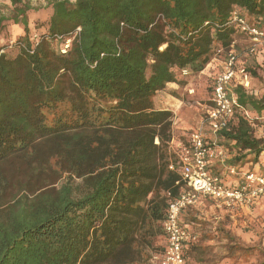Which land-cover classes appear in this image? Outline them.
Returning a JSON list of instances; mask_svg holds the SVG:
<instances>
[{
    "label": "trees",
    "instance_id": "16d2710c",
    "mask_svg": "<svg viewBox=\"0 0 264 264\" xmlns=\"http://www.w3.org/2000/svg\"><path fill=\"white\" fill-rule=\"evenodd\" d=\"M9 1L0 35L6 21L25 35L0 54V264L142 263L182 188L169 170L173 113L155 97L245 35L233 12L264 32V0H47L37 40L34 8ZM233 93L218 135L243 171L264 156L252 126L264 97Z\"/></svg>",
    "mask_w": 264,
    "mask_h": 264
},
{
    "label": "built area",
    "instance_id": "2783aa9c",
    "mask_svg": "<svg viewBox=\"0 0 264 264\" xmlns=\"http://www.w3.org/2000/svg\"><path fill=\"white\" fill-rule=\"evenodd\" d=\"M231 21L252 41H264V32L251 24L248 18L238 11L233 12ZM18 45L19 43L16 44ZM228 52L222 71L213 78L211 100L213 105L208 110L204 122L216 135L228 127L238 109L234 88L238 85L246 88L250 86V77L246 68L237 67L239 61L234 50ZM251 52H254V48ZM3 53L5 51L1 50L0 54ZM223 53L222 49H218L215 55L222 56ZM188 73V70L182 72L183 75ZM238 76H240L239 81H237ZM171 148L173 158L169 170L180 176L182 188L179 195L170 200L166 218L162 223L165 235L158 264H188L185 251L194 238L182 224V213L206 198L227 207L237 204L249 206L254 200L264 197V175L256 171H240L236 167L227 165V150L216 142H210L202 127L190 132L188 143L180 142L176 147ZM216 161L226 170L224 175L213 171L212 167ZM228 176L236 177L239 183L230 184L227 182Z\"/></svg>",
    "mask_w": 264,
    "mask_h": 264
},
{
    "label": "rangeland",
    "instance_id": "374dc122",
    "mask_svg": "<svg viewBox=\"0 0 264 264\" xmlns=\"http://www.w3.org/2000/svg\"><path fill=\"white\" fill-rule=\"evenodd\" d=\"M76 1V0H71ZM28 2L31 4V6L34 8V10H30L28 13L29 18V24H30V36L32 37V40H37L39 37L46 33V22L49 20L51 16V8H48V1L47 0H28ZM13 6L9 0H0V16H12L13 15ZM4 30L0 35V51L4 50L6 54L8 55H14L17 52V43H20V39L24 37V32L22 33V36L18 35L19 30L17 28H8L11 24L10 22L4 23ZM13 47H12V46ZM254 48V52H251V49ZM231 50H234L235 54L238 58V66L245 67L247 71L249 72L250 77V86L248 91L250 93H253L257 98H263L264 97V41L260 42H254L250 37L247 35H238L235 37L233 48ZM229 50V51H231ZM228 51H224L223 55L217 56L214 55V57H217L218 60H220L221 68L220 71H222L223 64L225 60L227 59ZM218 72V73H219ZM199 73H191L189 72L188 75H183L184 78H189V82H195L196 90L194 92H187V94H193L195 93L198 95V99L200 98L204 107V113L202 114L203 117V125L202 128L206 129V137L210 142H216L220 145H225V141L219 138V133L216 135L214 132H212L207 124H204L206 118H207V112L212 107V97L210 98V93H212V85L213 83L208 81V79H199L194 78L195 75ZM207 77V76H206ZM186 79L184 81L186 82ZM240 80V76H238L237 81ZM213 81V80H212ZM211 85V88L209 87ZM184 101V100H183ZM187 104L192 103V101L185 100ZM173 121V118H172ZM254 135L258 138L264 139V118L254 120L252 122ZM192 131V130H191ZM190 131V132H191ZM185 134L189 133L188 131H184ZM172 139L173 137H178L180 139L186 140V137L184 134H178L177 131L174 130L173 122H172ZM180 135V136H179ZM172 139L168 145V154L170 157V161L172 160V146L173 144ZM182 143H188V139L185 142ZM224 147V146H223ZM228 153V151H227ZM232 156L228 153V159ZM261 160H264L261 158ZM262 166L261 164H259ZM257 165L247 164L244 166L247 171H256L259 174L264 173V166L262 168H256ZM223 168V167H222ZM218 170V167H213V171ZM223 170V169H222ZM222 170L220 169V174H222ZM243 170V171H246ZM225 174V173H224ZM223 174V175H224ZM263 175V174H262ZM236 178V177H235ZM237 179V178H236ZM235 180V179H234ZM237 182L231 183L229 179H227V182H229L232 185H237L239 183ZM235 183V184H234ZM254 202V201H253ZM226 206V205H225ZM250 206V205H249ZM227 207V206H226ZM231 209L237 210L235 206L228 207ZM240 208V207H239ZM252 208V206H251ZM258 218H255V220H251V224L248 222L247 227H239L237 228L238 231H235L234 235H232L231 230L228 231L226 228H222L223 231L219 233V235L225 236L226 239H228V242L225 244L226 247V253L229 254V256H235L234 262L231 261L233 264H264V224H262L261 221H257ZM260 219V218H259ZM261 220V219H260ZM209 222V226H210ZM198 229L201 230V241L195 244L192 248V251L188 253V262L189 264H228L227 262L224 263L223 258L217 259L213 258V254L208 251L209 248L204 246V240H212L214 237H217L215 232H218L219 227H199ZM226 229V230H225ZM216 230V231H215ZM164 244V237L160 236L158 238H155L153 247H150L146 250V258L142 263L139 264H158L159 263V256L161 247Z\"/></svg>",
    "mask_w": 264,
    "mask_h": 264
},
{
    "label": "crops",
    "instance_id": "0c3cea01",
    "mask_svg": "<svg viewBox=\"0 0 264 264\" xmlns=\"http://www.w3.org/2000/svg\"><path fill=\"white\" fill-rule=\"evenodd\" d=\"M11 27L17 28V30H19L18 35L22 36V33L24 32L23 26L10 25L8 28ZM221 66L220 60H218L217 57H214L205 70L199 72V74L195 75L194 78H207L208 81H210L209 79L220 71ZM212 80L213 77L211 79V82L213 83ZM189 81V78H187L186 82L182 85L178 83H169L167 87L155 97L156 108L169 110L173 113L172 122L174 130L177 131L178 134H184L186 140L188 139L191 130L202 127V114L204 113L205 107L202 103H200L201 99H198V95L196 93L195 95L187 94V92H194L196 90L195 82ZM209 87L211 88V85H209ZM211 97L212 93H210V100ZM185 100L192 101V103L187 104ZM184 131H188L189 133L185 134ZM186 140L173 137L172 142L176 143L173 147H176L177 144L185 142ZM260 164L264 166V160H261ZM215 166L218 167V170L214 169L215 173L220 174V169H223L222 174L226 173V170L219 162L216 161L213 164V167ZM262 166L259 165L258 167L256 166V168H262ZM228 179L231 183H236V180H238L235 177L230 176H228ZM235 207L238 209L235 210L228 208L220 202L206 198L199 201L194 207L187 209L182 213V224L188 229L189 233L194 238L185 251L188 264V253L192 251L195 244L197 245V243L201 241L202 233L201 230L198 229L199 227H219L218 232H215L218 236L214 237L212 240H204V246L209 248L208 251L213 254V258L217 259V261L224 257V263L227 262L228 264H233L231 261L234 262L235 256H229V254L226 253L225 244L228 242V239H226L223 235H219V233L223 231L222 228H226L228 231L231 230L230 232L234 235L235 231H238L237 228L240 229L239 227H247V223L249 222L251 224V220H255V218H258L257 221H261V223L263 222L260 224L263 225L264 197L254 200L250 206L237 204ZM209 222L211 224L210 226Z\"/></svg>",
    "mask_w": 264,
    "mask_h": 264
}]
</instances>
